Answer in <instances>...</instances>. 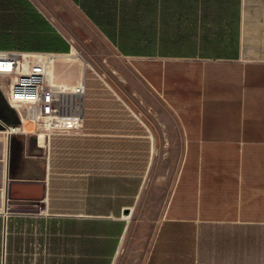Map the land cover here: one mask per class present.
<instances>
[{
  "label": "crops",
  "instance_id": "0c3cea01",
  "mask_svg": "<svg viewBox=\"0 0 264 264\" xmlns=\"http://www.w3.org/2000/svg\"><path fill=\"white\" fill-rule=\"evenodd\" d=\"M65 1L161 100L181 157L157 212L170 118L90 51L60 57L77 36L50 0H0V50L53 52L54 78L86 89L81 129L42 146L0 77V264H264V0Z\"/></svg>",
  "mask_w": 264,
  "mask_h": 264
},
{
  "label": "built area",
  "instance_id": "2783aa9c",
  "mask_svg": "<svg viewBox=\"0 0 264 264\" xmlns=\"http://www.w3.org/2000/svg\"><path fill=\"white\" fill-rule=\"evenodd\" d=\"M56 58L53 52L0 50V77L8 80L7 103L20 123L35 127L37 137L81 129L85 84L82 79L65 84L52 77Z\"/></svg>",
  "mask_w": 264,
  "mask_h": 264
},
{
  "label": "rangeland",
  "instance_id": "374dc122",
  "mask_svg": "<svg viewBox=\"0 0 264 264\" xmlns=\"http://www.w3.org/2000/svg\"><path fill=\"white\" fill-rule=\"evenodd\" d=\"M48 11L52 13L53 17L60 20L69 32L77 36L75 40H72L74 48L78 49V52L81 49L86 52L90 51L92 58L89 59L101 65L100 71L108 81L118 87L120 86L119 90L122 95L136 111L141 112L144 116H152L153 118H155V112L157 111L170 118L175 134L174 144L178 147V151L173 154V157H168L166 161L167 164L163 172L162 184L160 185L161 194L158 195L161 199L156 203L158 212L159 207L162 209L165 207L171 183L175 177L176 167L181 157V138L171 114L164 107L158 96L140 81L126 61L112 53L107 42L101 38L96 30L85 20L84 16L70 3L65 0H50ZM104 53L108 56H103ZM155 219H157V216ZM149 239L150 236L148 241Z\"/></svg>",
  "mask_w": 264,
  "mask_h": 264
},
{
  "label": "bare ground",
  "instance_id": "6f19581e",
  "mask_svg": "<svg viewBox=\"0 0 264 264\" xmlns=\"http://www.w3.org/2000/svg\"><path fill=\"white\" fill-rule=\"evenodd\" d=\"M78 53H79L78 50H76V48H74V49H72V51L70 53L61 55L60 57H63V58H66V59H71V58L75 57ZM50 74H51L52 77L55 76L53 68L50 70ZM39 142H41L40 143L41 145L44 142V137H43L42 134H40V136H39Z\"/></svg>",
  "mask_w": 264,
  "mask_h": 264
},
{
  "label": "water",
  "instance_id": "95a60500",
  "mask_svg": "<svg viewBox=\"0 0 264 264\" xmlns=\"http://www.w3.org/2000/svg\"><path fill=\"white\" fill-rule=\"evenodd\" d=\"M8 189H9V184H8ZM10 190V189H9ZM9 190H7V194H6V196L8 197V198H11V195L9 196Z\"/></svg>",
  "mask_w": 264,
  "mask_h": 264
}]
</instances>
